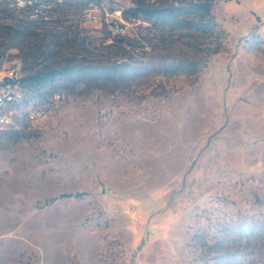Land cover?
<instances>
[{"label":"rangeland","instance_id":"rangeland-1","mask_svg":"<svg viewBox=\"0 0 264 264\" xmlns=\"http://www.w3.org/2000/svg\"><path fill=\"white\" fill-rule=\"evenodd\" d=\"M177 2L0 0V68H75L7 106L0 264H264V0Z\"/></svg>","mask_w":264,"mask_h":264},{"label":"built area","instance_id":"built-area-1","mask_svg":"<svg viewBox=\"0 0 264 264\" xmlns=\"http://www.w3.org/2000/svg\"><path fill=\"white\" fill-rule=\"evenodd\" d=\"M121 16V11L118 12ZM116 33H121L123 29L122 22L113 25ZM23 74L20 70L10 68H0V126L5 127L11 125L14 120L12 112L7 109L8 104L12 103V98L23 99V84L21 78ZM41 112L39 110H32L30 117L39 119Z\"/></svg>","mask_w":264,"mask_h":264},{"label":"trees","instance_id":"trees-1","mask_svg":"<svg viewBox=\"0 0 264 264\" xmlns=\"http://www.w3.org/2000/svg\"><path fill=\"white\" fill-rule=\"evenodd\" d=\"M198 1L199 0H196V2H193V3H195V5H198ZM176 2H177V0H176ZM150 6H151V8L146 10V13H149V15L146 16V19L149 21H151L153 19V17H156V19L159 20L160 17H162V16H159L160 15L159 12L165 13V11H171V12H175L174 16H179V13L177 11H179V10L182 11L181 6L179 4H176V3L172 4L169 8H163L161 6L153 7V4ZM165 15H166V17L168 16V14H165ZM191 64L195 65L196 62L192 61ZM194 67L196 69V66H194ZM74 69L75 68H72V67H61V68H48L47 67V68H44L42 70H38L34 73H31L27 76H23L21 78V82L23 85L28 83L29 85L33 86L35 89H38L42 84L55 80L59 74L66 72V71L72 72ZM80 71H83V70H80ZM82 193L83 192H77L75 194H66V195L80 196V195H82Z\"/></svg>","mask_w":264,"mask_h":264}]
</instances>
